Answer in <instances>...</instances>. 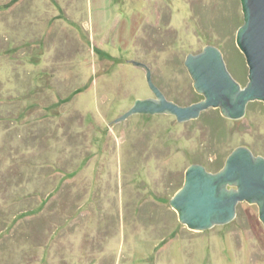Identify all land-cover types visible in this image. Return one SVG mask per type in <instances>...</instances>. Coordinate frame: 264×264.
I'll return each mask as SVG.
<instances>
[{
  "label": "rangeland",
  "instance_id": "374dc122",
  "mask_svg": "<svg viewBox=\"0 0 264 264\" xmlns=\"http://www.w3.org/2000/svg\"><path fill=\"white\" fill-rule=\"evenodd\" d=\"M244 21L241 0H0V264H264L260 202L206 229L171 203L192 164L264 157V102L238 119L139 113L158 95L127 61L193 104L185 61L209 44L247 84Z\"/></svg>",
  "mask_w": 264,
  "mask_h": 264
},
{
  "label": "water",
  "instance_id": "95a60500",
  "mask_svg": "<svg viewBox=\"0 0 264 264\" xmlns=\"http://www.w3.org/2000/svg\"><path fill=\"white\" fill-rule=\"evenodd\" d=\"M244 23L237 34V44L249 67L245 86L236 80L225 48L207 45L199 53H191L186 65L197 90L204 99L190 105L170 100L150 80V69L144 63L147 79L158 99L140 100L133 111L170 112L184 121L198 118L203 110L221 108L224 115L238 119L245 117L250 101L264 102V0H241ZM257 149L240 146L228 155L218 172L208 165L192 164L186 171L183 187L171 199L183 223L193 229H206L215 224L234 220L237 204L258 201L264 222V157L256 156ZM231 184L237 188L231 189Z\"/></svg>",
  "mask_w": 264,
  "mask_h": 264
},
{
  "label": "trees",
  "instance_id": "16d2710c",
  "mask_svg": "<svg viewBox=\"0 0 264 264\" xmlns=\"http://www.w3.org/2000/svg\"><path fill=\"white\" fill-rule=\"evenodd\" d=\"M239 51H238V53L240 52V55L243 57V60L245 59V55L242 53V51L239 49V48H237ZM224 166V162H221L220 163V166H219V168H222Z\"/></svg>",
  "mask_w": 264,
  "mask_h": 264
}]
</instances>
